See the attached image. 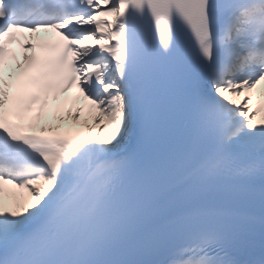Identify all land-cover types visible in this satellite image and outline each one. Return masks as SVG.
I'll return each mask as SVG.
<instances>
[{
  "label": "snow or ice",
  "instance_id": "snow-or-ice-1",
  "mask_svg": "<svg viewBox=\"0 0 264 264\" xmlns=\"http://www.w3.org/2000/svg\"><path fill=\"white\" fill-rule=\"evenodd\" d=\"M0 264H264V0H0Z\"/></svg>",
  "mask_w": 264,
  "mask_h": 264
},
{
  "label": "bare ground",
  "instance_id": "bare-ground-1",
  "mask_svg": "<svg viewBox=\"0 0 264 264\" xmlns=\"http://www.w3.org/2000/svg\"><path fill=\"white\" fill-rule=\"evenodd\" d=\"M13 47L16 48V49L18 50V48H17L16 45H13ZM23 54H24V53H22L21 51L18 50V54H16V55H17V57H21ZM70 95H72V94H70ZM79 102H82V100L79 101ZM73 108H74V107H73ZM63 110H67V107H65ZM46 118H47V117H46ZM65 126H73V127H76V125H72V121H71V120L65 121ZM77 126H78V125H77ZM78 127H79V126H78Z\"/></svg>",
  "mask_w": 264,
  "mask_h": 264
},
{
  "label": "rangeland",
  "instance_id": "rangeland-1",
  "mask_svg": "<svg viewBox=\"0 0 264 264\" xmlns=\"http://www.w3.org/2000/svg\"><path fill=\"white\" fill-rule=\"evenodd\" d=\"M68 120H70L69 116L67 117ZM84 118H81V120L83 121Z\"/></svg>",
  "mask_w": 264,
  "mask_h": 264
}]
</instances>
